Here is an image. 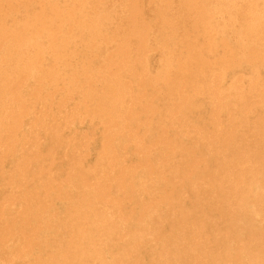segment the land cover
<instances>
[{
	"label": "bare ground",
	"instance_id": "6f19581e",
	"mask_svg": "<svg viewBox=\"0 0 264 264\" xmlns=\"http://www.w3.org/2000/svg\"><path fill=\"white\" fill-rule=\"evenodd\" d=\"M0 264H264V0H0Z\"/></svg>",
	"mask_w": 264,
	"mask_h": 264
}]
</instances>
